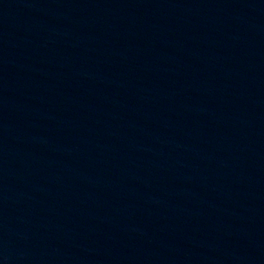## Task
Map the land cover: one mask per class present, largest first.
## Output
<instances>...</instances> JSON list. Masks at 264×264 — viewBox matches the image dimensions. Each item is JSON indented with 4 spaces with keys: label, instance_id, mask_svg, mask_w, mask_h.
<instances>
[{
    "label": "water",
    "instance_id": "95a60500",
    "mask_svg": "<svg viewBox=\"0 0 264 264\" xmlns=\"http://www.w3.org/2000/svg\"><path fill=\"white\" fill-rule=\"evenodd\" d=\"M0 264H264V0H0Z\"/></svg>",
    "mask_w": 264,
    "mask_h": 264
}]
</instances>
